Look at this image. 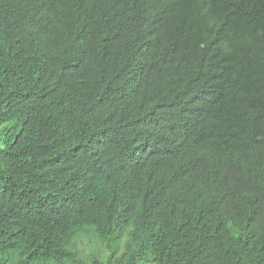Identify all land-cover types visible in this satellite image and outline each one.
<instances>
[{"label":"trees","instance_id":"obj_1","mask_svg":"<svg viewBox=\"0 0 264 264\" xmlns=\"http://www.w3.org/2000/svg\"><path fill=\"white\" fill-rule=\"evenodd\" d=\"M0 264H264V0H0Z\"/></svg>","mask_w":264,"mask_h":264},{"label":"rangeland","instance_id":"obj_2","mask_svg":"<svg viewBox=\"0 0 264 264\" xmlns=\"http://www.w3.org/2000/svg\"><path fill=\"white\" fill-rule=\"evenodd\" d=\"M93 239L94 240L92 242H90V243H88L87 240H85L84 242L79 243V247L82 250L83 255L87 256V255L90 254L91 251L94 250L95 252L96 251L97 252L101 251L102 252L101 255L103 257H106L108 252L105 249H103L102 246H100V243L97 241V239H95V238H93Z\"/></svg>","mask_w":264,"mask_h":264}]
</instances>
